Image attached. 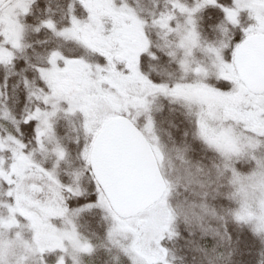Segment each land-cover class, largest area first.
Returning <instances> with one entry per match:
<instances>
[{
  "label": "snow or ice",
  "instance_id": "obj_1",
  "mask_svg": "<svg viewBox=\"0 0 264 264\" xmlns=\"http://www.w3.org/2000/svg\"><path fill=\"white\" fill-rule=\"evenodd\" d=\"M0 264H264V0H0Z\"/></svg>",
  "mask_w": 264,
  "mask_h": 264
}]
</instances>
